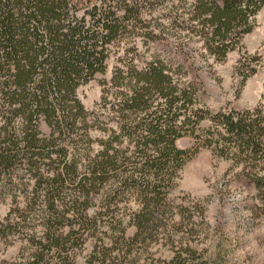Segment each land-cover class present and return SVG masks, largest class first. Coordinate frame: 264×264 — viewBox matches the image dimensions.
<instances>
[{"label":"trees","instance_id":"16d2710c","mask_svg":"<svg viewBox=\"0 0 264 264\" xmlns=\"http://www.w3.org/2000/svg\"><path fill=\"white\" fill-rule=\"evenodd\" d=\"M177 1L190 2L178 15L188 21L174 19L172 28L198 37L217 60L253 30L264 6V0ZM158 2L0 0V200L11 197L9 213L21 219L0 223V238L41 228L27 234L20 262L0 264H78L75 249L87 234L95 243L86 264H113L116 244L145 242L160 226L176 179L200 147L241 166L264 203V93L253 109L213 113L200 104L196 75L184 80V68L163 59L140 67L126 51L104 83L98 108L87 109L79 99V86L106 71L112 46L153 37L144 16ZM252 73L253 65L244 76ZM187 136L194 147L180 148L178 140ZM83 143L88 149L81 153ZM106 186V210L88 215L93 194ZM126 194L141 206L129 214L119 207ZM38 203L41 221L30 225L26 215ZM104 227L111 232L100 231ZM182 252L147 264H208L195 259L193 248Z\"/></svg>","mask_w":264,"mask_h":264},{"label":"rangeland","instance_id":"374dc122","mask_svg":"<svg viewBox=\"0 0 264 264\" xmlns=\"http://www.w3.org/2000/svg\"><path fill=\"white\" fill-rule=\"evenodd\" d=\"M84 1L89 4L100 0ZM189 6L190 2L180 4L177 0H160L154 10L147 11L144 17L151 25L150 30L154 31L153 37L137 36L132 42L128 38L119 46H112L106 71L96 74L77 89L84 106L90 110L98 108L104 83L110 82L118 57H126V51H130L133 61L140 67L155 59H163L174 67L182 66V71L186 72L184 80H194L196 75L201 85L200 104L210 112L256 107L264 93V6L255 17L253 30L223 60L209 54L198 37L172 28L171 22L179 18L181 11L185 13ZM178 21L186 25L188 20L179 18ZM252 65L255 73L245 77L244 73ZM200 126L207 129L209 122L203 121ZM41 128L47 132L45 124ZM199 133L203 135L204 130ZM177 144L180 148L191 149L195 139L183 137ZM79 147L82 153L88 149V143ZM91 147L97 146L91 144ZM107 189L109 186L93 194L87 207L88 215L106 210L104 197ZM67 191L75 197L76 192L71 187ZM2 198L0 223L7 219L12 223L21 222L20 217L9 213L14 204L11 197L6 195ZM120 199L121 213L129 214L141 207L134 195L126 194ZM168 199L170 209L160 221V226L153 228L151 237L142 243L116 244L112 252L113 264L169 260L177 252L185 255L182 252L185 247L195 249V259L208 264H264V203L254 184L241 173V166H236L233 160L220 156L212 148L200 147L184 165ZM40 204L26 215L30 225L41 221L39 215L43 207ZM40 229V225L22 228L0 238V260L20 262L21 250L28 244L25 240L27 234L35 231L39 234ZM102 229L103 233L110 231L107 227ZM134 232L135 227L127 228L128 236ZM86 237V242L79 243L75 249L78 264H86L94 250L95 242L89 238L90 235ZM100 246L101 243L97 245L99 249Z\"/></svg>","mask_w":264,"mask_h":264}]
</instances>
